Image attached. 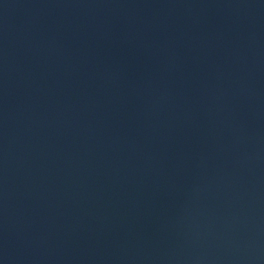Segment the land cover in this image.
<instances>
[{
  "label": "water",
  "instance_id": "95a60500",
  "mask_svg": "<svg viewBox=\"0 0 264 264\" xmlns=\"http://www.w3.org/2000/svg\"><path fill=\"white\" fill-rule=\"evenodd\" d=\"M0 264H264V0H0Z\"/></svg>",
  "mask_w": 264,
  "mask_h": 264
}]
</instances>
